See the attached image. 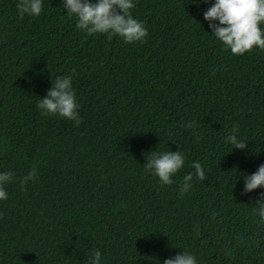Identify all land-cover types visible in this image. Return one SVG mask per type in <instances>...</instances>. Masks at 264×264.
<instances>
[{
    "label": "trees",
    "instance_id": "1",
    "mask_svg": "<svg viewBox=\"0 0 264 264\" xmlns=\"http://www.w3.org/2000/svg\"><path fill=\"white\" fill-rule=\"evenodd\" d=\"M133 2L143 43L88 36L63 0L23 20L18 0H0V172L16 177L0 200V264H85L96 249L102 264H163L184 250L198 264H264L251 214L264 189L241 195L264 163V50L233 55L215 38L203 16L215 0ZM73 69L79 127L37 107ZM233 125L243 150L225 142ZM153 150L185 155L174 184L144 171ZM193 161L207 179L181 198Z\"/></svg>",
    "mask_w": 264,
    "mask_h": 264
},
{
    "label": "clouds",
    "instance_id": "2",
    "mask_svg": "<svg viewBox=\"0 0 264 264\" xmlns=\"http://www.w3.org/2000/svg\"><path fill=\"white\" fill-rule=\"evenodd\" d=\"M200 2L201 0H197L195 3ZM203 2L206 3L207 0ZM63 7L67 9L69 18L75 16L76 29L85 32L88 36L106 34L108 40L118 36L126 44L143 43L148 36L144 23L134 18L131 13L136 7L133 0H63ZM16 9L21 20L25 15L39 17L43 11V0H18ZM203 16L212 29L211 33L226 49H230L233 55H243L254 47L264 50V27H262L264 0H215L203 12ZM215 71L216 69H213V72ZM74 75L75 69L72 70L71 75L57 76L46 95L38 101L37 107L42 116L60 117L73 121L74 125L79 127L82 117L78 111L80 104L72 85ZM184 127L195 128V122L189 121ZM239 131V125H233L230 134L225 137V142L243 150L247 147L246 140L237 138L236 134ZM196 139L200 140L202 136L197 133ZM143 166L146 173L158 177L161 185L170 186L175 183L173 176L185 166V155L179 150L162 153L153 150ZM191 167L194 172L184 175L179 186L181 198L192 188L194 178L199 181L207 179L204 166L200 162L193 161ZM37 177L38 172L33 167L26 175L20 177V187L24 189ZM15 181L16 177L12 171L0 172V200L8 199L6 185ZM258 188L264 189V163L260 164L254 173L244 175L241 195ZM255 203L259 207H254L251 214L258 215L259 223L264 225V191L259 193V199ZM2 217L3 213H0V218ZM199 232L197 224L196 234L199 235ZM225 254H231V248H226ZM102 260L100 250L96 249L87 257L85 264H102ZM163 264H198V261L194 254L184 250L164 259Z\"/></svg>",
    "mask_w": 264,
    "mask_h": 264
}]
</instances>
